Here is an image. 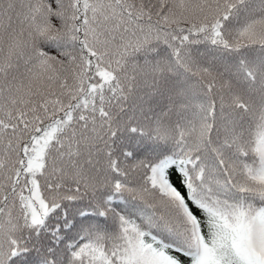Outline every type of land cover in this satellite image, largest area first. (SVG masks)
<instances>
[{
    "label": "snow or ice",
    "instance_id": "1",
    "mask_svg": "<svg viewBox=\"0 0 264 264\" xmlns=\"http://www.w3.org/2000/svg\"><path fill=\"white\" fill-rule=\"evenodd\" d=\"M0 264H264V0H0Z\"/></svg>",
    "mask_w": 264,
    "mask_h": 264
}]
</instances>
